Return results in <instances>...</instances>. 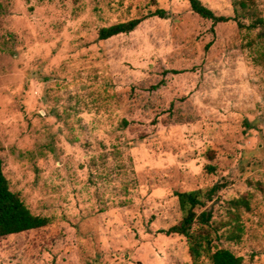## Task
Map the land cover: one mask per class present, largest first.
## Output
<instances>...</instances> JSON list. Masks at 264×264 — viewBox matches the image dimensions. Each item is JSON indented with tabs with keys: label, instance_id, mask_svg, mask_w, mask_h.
I'll return each instance as SVG.
<instances>
[{
	"label": "rangeland",
	"instance_id": "374dc122",
	"mask_svg": "<svg viewBox=\"0 0 264 264\" xmlns=\"http://www.w3.org/2000/svg\"><path fill=\"white\" fill-rule=\"evenodd\" d=\"M200 1L234 16L235 0ZM251 2L264 20V0ZM157 9L165 18L98 39ZM258 32L211 30L188 0H0L2 173L51 219L1 237L0 264H192L186 239L166 234L175 193L217 184L214 249L264 264Z\"/></svg>",
	"mask_w": 264,
	"mask_h": 264
},
{
	"label": "trees",
	"instance_id": "16d2710c",
	"mask_svg": "<svg viewBox=\"0 0 264 264\" xmlns=\"http://www.w3.org/2000/svg\"><path fill=\"white\" fill-rule=\"evenodd\" d=\"M188 1L190 10L194 14L202 19L211 21V30L217 24L233 21L238 28L258 29V39H262L264 36V20L257 16L251 0H235L233 2V17L216 15L203 5L200 0ZM153 16L163 19L165 18V12L157 9L143 17L102 27L98 32V39L107 40L117 35L129 34L142 21ZM241 19H249L250 22L245 25ZM209 169L213 170L212 167H209ZM222 187L217 184L206 191L192 190L175 193L181 212V219L178 224L171 226L166 231V234H176L186 239L188 254L192 264H242V258L235 255L231 250L225 248L214 249L212 245L210 230L212 211L207 206V203L211 201L212 196ZM239 204H244L247 208V203L244 200L233 202V206H238ZM50 223L51 219L49 217L32 214L20 196L10 190L8 181L2 173V161L0 158V238L43 228ZM196 224L199 227L193 229Z\"/></svg>",
	"mask_w": 264,
	"mask_h": 264
}]
</instances>
